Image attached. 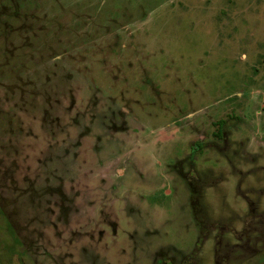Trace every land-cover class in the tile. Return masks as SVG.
I'll use <instances>...</instances> for the list:
<instances>
[{"label": "rangeland", "instance_id": "obj_1", "mask_svg": "<svg viewBox=\"0 0 264 264\" xmlns=\"http://www.w3.org/2000/svg\"><path fill=\"white\" fill-rule=\"evenodd\" d=\"M0 264H264V0H0Z\"/></svg>", "mask_w": 264, "mask_h": 264}]
</instances>
